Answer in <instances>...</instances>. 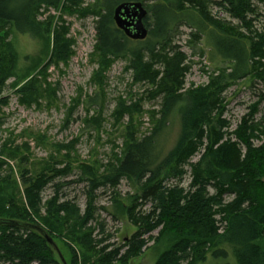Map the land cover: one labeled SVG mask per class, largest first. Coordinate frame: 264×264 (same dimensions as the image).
<instances>
[{"label": "trees", "instance_id": "1", "mask_svg": "<svg viewBox=\"0 0 264 264\" xmlns=\"http://www.w3.org/2000/svg\"><path fill=\"white\" fill-rule=\"evenodd\" d=\"M62 1L0 0V33L9 28L19 34L54 33L53 52L45 70L68 63L74 55V43L67 40L68 27L43 29L38 20L43 7L57 9ZM256 1L264 7V0ZM78 2L82 0H66L64 9L79 6ZM136 2L141 0H100L97 51L105 57L134 58L136 80L156 87L151 97L164 96L161 120L142 137L130 132L106 174L99 176L93 167L80 166L77 183L87 187L84 211L73 200L63 198L65 185L56 183L74 173L70 163L60 170L55 165L32 173L27 168L29 160L23 159L17 177L2 157L17 160L19 155L4 150L0 153V219L39 225L54 240L61 230L67 231L74 243L95 259L91 264H129L151 241L158 240L152 236L156 231L160 235L171 231L177 237L157 264H205L210 259L214 264H229L231 252L224 245L232 248L238 264H264V251L258 243L264 238V131L248 119L231 132V124L223 118L227 87L247 78L254 68L264 67V32L253 31L252 25L261 16L259 9L254 0H158L147 8V40L135 42L117 28L114 11L121 4ZM215 7L240 24L213 16ZM183 26L191 29L194 40L206 37L212 54L231 64L212 76L208 85L186 91L188 69L182 66L183 56L170 59L166 52L173 33ZM8 55L7 46L1 44L0 93L10 77ZM158 61L165 64L159 83L161 72L153 68ZM42 83L34 78L21 91V103H37L35 96ZM97 100L90 99V103L97 104ZM5 104L6 99H0V106ZM178 114L180 132L170 148ZM186 167L190 170L187 187ZM125 179L141 190L127 210L138 232L120 245L112 244V235L99 219V211L105 208L97 206L96 192L116 190ZM49 185L54 192L45 199ZM73 225L79 233L72 230ZM75 252L73 264H79ZM0 264L61 263L38 233L1 225Z\"/></svg>", "mask_w": 264, "mask_h": 264}, {"label": "rangeland", "instance_id": "2", "mask_svg": "<svg viewBox=\"0 0 264 264\" xmlns=\"http://www.w3.org/2000/svg\"><path fill=\"white\" fill-rule=\"evenodd\" d=\"M65 1L57 9L43 7L38 20L43 29L45 26H51L53 31L62 26L69 28L67 40L74 43V55L66 64L52 65L45 70L53 52L54 33L19 34L10 28L0 33V46H7L11 58L8 63L10 77L0 93V99H6V104L0 106V153L11 150L19 155L17 160L2 157L17 177L23 159L29 160L27 168L32 173L55 165L60 170L70 163L74 173L56 183H64L63 198L73 200L84 211L88 201L87 187L77 183L80 166L93 167L99 176L106 174L130 132L135 131L142 137L161 120L164 96L151 97L156 87L148 81L136 80L133 57H105L97 51L96 22L100 0H82L78 2L79 6L64 9ZM157 1L141 0V3L147 9ZM254 3L261 16L252 22L253 31L263 33L264 7L256 0ZM211 12L215 17L240 24L217 7ZM244 32L248 34L246 29ZM191 33L190 28L180 27L172 35V45L166 49L170 59L177 54L183 56L182 66L188 69L185 91L208 85L212 76L231 67L229 62L212 54L206 37L194 40ZM153 68L161 72L159 83L165 64L158 61ZM34 78L43 82L41 91L34 97L37 103L22 104L21 91L30 86ZM95 98L98 103L91 104L90 99ZM223 99V118L231 124V132L238 130L248 119L264 131V67L254 68L247 78L230 84ZM180 122L178 114L170 148L179 135ZM255 144L257 146L259 142L256 140ZM186 170L185 187L190 181L189 167ZM53 192V185H49L44 198L49 199ZM140 193V187L126 179L116 190L96 192L97 206L105 208L99 211V219L112 235V244L120 245L138 232V228L130 223L127 210ZM71 227L79 233L74 225ZM60 234L55 242L68 264H73V250L79 264H91L95 260L74 243L67 231L61 230ZM152 236L158 240L151 241L148 249L129 264H157L161 255L177 240L171 231L162 235L156 231ZM258 243L264 251V238ZM224 247L231 252L227 262L238 264L232 248ZM214 263L211 259L205 262Z\"/></svg>", "mask_w": 264, "mask_h": 264}, {"label": "water", "instance_id": "3", "mask_svg": "<svg viewBox=\"0 0 264 264\" xmlns=\"http://www.w3.org/2000/svg\"><path fill=\"white\" fill-rule=\"evenodd\" d=\"M149 13L146 7L141 2L124 3L119 5L114 11V22L117 28L122 31L125 36L135 42H142L147 40L149 30L145 25ZM1 225H11L22 229L34 231L41 235L48 245L52 248L54 254L61 264H68L62 255L55 240L50 234L41 226L34 224H24L16 221L0 219Z\"/></svg>", "mask_w": 264, "mask_h": 264}, {"label": "flooded vegetation", "instance_id": "4", "mask_svg": "<svg viewBox=\"0 0 264 264\" xmlns=\"http://www.w3.org/2000/svg\"><path fill=\"white\" fill-rule=\"evenodd\" d=\"M149 16V15H148ZM148 18V17H147ZM147 20V19H146ZM146 20H145V25H146ZM146 27H147V25H146ZM132 41V40H131ZM142 42H144V41H142Z\"/></svg>", "mask_w": 264, "mask_h": 264}]
</instances>
